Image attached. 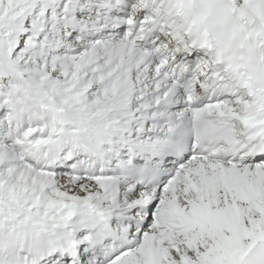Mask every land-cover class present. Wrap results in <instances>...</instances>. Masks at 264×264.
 Masks as SVG:
<instances>
[{
  "label": "snow or ice",
  "instance_id": "obj_1",
  "mask_svg": "<svg viewBox=\"0 0 264 264\" xmlns=\"http://www.w3.org/2000/svg\"><path fill=\"white\" fill-rule=\"evenodd\" d=\"M0 264H264V0H0Z\"/></svg>",
  "mask_w": 264,
  "mask_h": 264
}]
</instances>
